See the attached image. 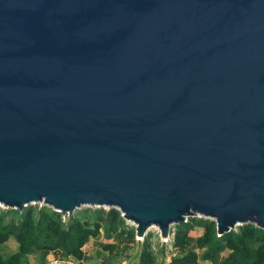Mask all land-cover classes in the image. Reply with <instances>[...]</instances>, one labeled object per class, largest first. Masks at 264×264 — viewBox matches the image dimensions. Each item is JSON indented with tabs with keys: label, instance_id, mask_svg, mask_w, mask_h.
<instances>
[{
	"label": "water",
	"instance_id": "water-1",
	"mask_svg": "<svg viewBox=\"0 0 264 264\" xmlns=\"http://www.w3.org/2000/svg\"><path fill=\"white\" fill-rule=\"evenodd\" d=\"M264 228V0H0V202Z\"/></svg>",
	"mask_w": 264,
	"mask_h": 264
},
{
	"label": "trees",
	"instance_id": "trees-1",
	"mask_svg": "<svg viewBox=\"0 0 264 264\" xmlns=\"http://www.w3.org/2000/svg\"><path fill=\"white\" fill-rule=\"evenodd\" d=\"M95 210L91 218L89 214H65L32 203L21 210L0 208V244L11 237L17 242L9 254L0 250V264H28L32 252H52L61 258L81 260L85 258L84 245L103 228L108 236L127 233L130 240L135 239L136 226H124L125 219L118 208ZM195 228L202 230L194 235L191 231ZM171 233L176 254L165 264H203L201 260L209 264H264V228L254 222L218 233L214 219L190 215L186 221L175 223ZM155 260L151 233L147 232L141 239L138 259L130 264H154Z\"/></svg>",
	"mask_w": 264,
	"mask_h": 264
},
{
	"label": "rangeland",
	"instance_id": "rangeland-1",
	"mask_svg": "<svg viewBox=\"0 0 264 264\" xmlns=\"http://www.w3.org/2000/svg\"><path fill=\"white\" fill-rule=\"evenodd\" d=\"M36 207H41L47 204L45 201H38L32 203ZM0 208H7L0 204ZM109 208L107 205H94V204H82L74 208L73 212L79 214L80 216L90 215L94 218L96 214L95 209ZM72 212V214H73ZM67 214V213H65ZM123 214V213H122ZM190 215L201 216L197 213ZM124 217V216H123ZM124 226L132 227L135 223L126 218ZM174 225V224H173ZM241 224H236L235 229ZM233 228V229H234ZM201 228H195L191 232L197 235L201 232ZM151 233V240L153 241V249L156 254V260L154 264H165L170 258L176 254V250L173 246L172 233L168 236H162L160 228L158 225L151 224L146 231ZM141 237L137 236L135 233V239L130 240L127 233L121 235L108 236L107 230L105 228L101 229V232L96 237H90L87 243L84 245L85 258L74 259L73 257L61 258L52 252L42 254L40 252H32L29 256L28 264H130L134 260L138 259V252L141 247ZM17 242L14 237L9 238L4 243L0 244V250L6 254L13 252L17 247ZM110 244H114L113 248H109ZM203 264H209L206 260H201Z\"/></svg>",
	"mask_w": 264,
	"mask_h": 264
},
{
	"label": "built area",
	"instance_id": "built-area-1",
	"mask_svg": "<svg viewBox=\"0 0 264 264\" xmlns=\"http://www.w3.org/2000/svg\"><path fill=\"white\" fill-rule=\"evenodd\" d=\"M1 205H4L6 207V205L3 202H0Z\"/></svg>",
	"mask_w": 264,
	"mask_h": 264
}]
</instances>
